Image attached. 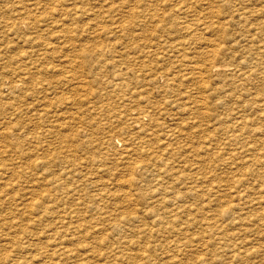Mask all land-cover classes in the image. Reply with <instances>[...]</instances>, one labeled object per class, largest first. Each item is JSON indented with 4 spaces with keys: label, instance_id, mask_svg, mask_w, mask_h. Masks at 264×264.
Wrapping results in <instances>:
<instances>
[{
    "label": "rangeland",
    "instance_id": "1",
    "mask_svg": "<svg viewBox=\"0 0 264 264\" xmlns=\"http://www.w3.org/2000/svg\"><path fill=\"white\" fill-rule=\"evenodd\" d=\"M0 133V264H264V0H0Z\"/></svg>",
    "mask_w": 264,
    "mask_h": 264
},
{
    "label": "bare ground",
    "instance_id": "2",
    "mask_svg": "<svg viewBox=\"0 0 264 264\" xmlns=\"http://www.w3.org/2000/svg\"><path fill=\"white\" fill-rule=\"evenodd\" d=\"M105 2L108 3V1H105ZM105 2H104V3H105ZM108 4H109V3H108ZM111 4H112V2L110 3V5H111ZM113 5H114V4H113ZM113 5H112V6H113ZM142 5H144V4H142ZM142 5H141V6H142ZM126 6H127V5H126ZM136 6H137V5H136ZM138 6H140V4H139ZM109 7H111V6H109ZM134 8H135V7H134ZM141 8H143V7H141ZM121 9H122V7H121ZM143 9H149V8H147V5H146V7L143 8ZM143 9H139V11L142 10V12H144ZM127 10H129V9L127 8ZM130 10H131V9H130ZM130 10H129V12H130ZM145 11H146V10H145ZM149 12L151 13V11H149ZM136 13H137V12H136ZM56 14H57V13H56ZM56 14H55V15H56ZM58 14H59V13H58ZM63 14H64V13H63ZM122 14H123V12H122ZM126 14H128L127 11H126ZM142 14H143V13H142ZM144 14H145V12H144ZM147 14H148V12H147ZM151 14H152V13H151ZM28 15H29V14H28ZM60 15H61V14H60ZM136 15H137V14H136ZM58 16H59V15H58ZM124 16L126 17L125 14H124ZM129 16H130V15H129ZM131 16H132V13H131ZM122 17H123V16H122ZM132 17H133V16H132ZM147 17H148V16H147ZM145 18H146V17H145ZM25 23H26V22H25ZM31 23H32V22H31ZM27 24H28V22H27ZM214 66H215V65H214ZM221 66H222V65H221ZM214 68H215V67H214ZM224 68H225V67H224ZM227 68H228V67H227ZM248 72H250V71H248ZM250 73H251V72H250ZM243 74H245V73L243 72ZM258 105H259V104H258ZM259 106H261V105H259ZM257 107H258V106H257ZM258 109H259V107H258ZM13 110H14V109H13ZM259 110H260V109H259ZM257 111H258V110H257ZM18 129H19V128H18ZM19 130H20V129H19ZM177 130H179V129H177ZM16 131H17V130H16ZM179 131H180V130H179ZM12 132H13V134H14L15 131H12ZM18 132H21V131H18ZM23 132H24V131H23ZM24 133H25V132H24ZM24 133H22V134H24ZM0 134H1V133H0ZM2 134H3V133H2ZM2 134H1V135H2ZM11 134H12V133H11ZM241 134H242V133H241ZM3 135H4V134H3ZM3 135H2V136H3ZM14 135H15V134H14ZM19 135H20V134H18V136H19ZM234 135H235V134L233 133V136H234ZM237 135H238V134H237ZM256 135H257V134H256ZM231 136H232V135H231ZM5 137H6V136H5ZM5 137H3V138H5ZM236 137H238V136H236ZM240 137H241V136H240ZM231 138H234V137H230V140H231ZM0 139H1V138H0ZM4 140H5V139H4ZM17 140H18V139H17ZM236 140H237V139H236ZM246 140H247V139H246ZM246 140H245V142H246ZM254 140H255V139H254ZM232 141H234V140H232ZM247 141H248V140H247ZM255 141H256V140H255ZM255 141H254V142H255ZM124 142L126 143L127 141L124 140ZM245 142H244V143H245ZM1 143H3V142H1ZM128 143H129V142H128ZM242 143H243V141H242ZM249 143H250V141H249ZM257 143H258V142H257ZM262 143H264V142H262ZM245 144H246V143H245ZM242 145H244V144H242ZM242 145H241V146H242ZM246 145H247V144H246ZM250 145H251V144H250ZM256 145H257V144L255 143V146H256ZM262 145H263V144H261V146H262ZM239 146H240V145H239ZM241 146H240L239 148H241ZM248 146H249V145H248ZM1 147H2V146H1ZM253 147H254V144H253V146H251L250 148L252 149ZM257 147H258V145L256 146V148H257ZM259 147H260V146H259ZM259 147H258V148H259ZM237 148H238V147H237ZM245 148L248 149L249 147L246 146ZM250 148H249V149H250ZM260 148H261V147H260ZM263 148H264V147H263ZM0 149H1V148H0ZM247 149L245 150V152L247 151ZM3 150H4V149H3ZM233 150H234V149H233ZM237 150H238V149H237ZM239 150H240V149H239ZM243 150H244V149H243ZM248 151L250 152V150H248ZM255 151H256V149H255ZM235 152H236V150H234V154L237 153V152H236V153H235ZM239 152H240V151H239ZM249 152H247V153H249ZM251 152H253V151H251ZM256 152H258V151H256ZM256 152H255V153H256ZM262 152H263V151H262ZM5 153H6V151H5ZM5 153H2V155L5 154ZM243 153H244V152H243ZM0 154H1V153H0ZM232 154H233V153H232ZM232 154H230L231 157H232ZM244 154H245V153H244ZM251 154H252V153H251ZM230 155H229V156H230ZM253 155H254V153H253ZM248 156H249V154H248ZM250 156H251V155H250ZM250 156H249V157H250ZM254 156H255V155H254ZM252 157H253V156H252ZM262 157H263V155H262ZM233 158H234V157H233ZM233 158H232V159H233ZM260 158H261V157H260ZM256 159H259V155H258V158L256 157ZM234 160H235V159H234ZM250 160H251V159H250ZM259 160H260V159H259ZM231 161H232V160H231ZM247 162H248V161H247ZM253 162H254V161H253ZM231 163H232V162H231ZM233 163H234V162H233ZM262 163H263V162H262ZM225 164H228V163H225ZM136 167H137V166H136ZM228 167H229V166H228ZM3 171H4V170H3ZM3 171L0 170V172H3ZM235 171H236V170L233 171V174L236 173ZM231 173H232V171H231ZM0 174H1V173H0ZM4 174H5V173H4ZM233 174H232V175H233ZM237 175H238V172H237ZM244 175H245V173H244ZM249 175H250V174H249ZM250 176H251V175H250ZM168 177H169V176H168ZM232 177H233V176H232ZM239 177H240V176H239ZM239 177H238V179H239ZM244 177H245V176H244ZM233 178H234V177H233ZM233 178H232V179H233ZM247 178H249L248 175H247ZM235 179L237 180V176H236ZM240 180H241V178H240ZM243 180H244V179H243ZM234 181H235V180H234ZM235 182H237V181H235ZM239 182H240V181H239ZM244 182H245V181H244ZM262 182H263V181H262ZM2 183L4 184V182H2ZM2 183H1V184H2ZM237 183H238V182H237ZM237 183H236V184H237ZM8 184H9V183H8ZM17 184H18V183H17ZM241 184L243 185V183H241ZM258 184H259V183H258ZM262 184H263V183H262ZM5 185H6V184H5ZM5 185H3V186H5ZM15 185H16V184H15ZM244 185H245V184H244ZM260 185H261V183H260ZM3 186H2V188H3ZM10 186H11V184H10ZM17 186H18V185H17ZM232 186H233V185H232ZM237 186H238V184L236 185V187H237ZM252 186H253V185H252ZM261 186H262V185H261ZM7 187H9V186H7ZM13 187H16V186H13ZM13 187H9L8 189H10V188L12 189ZM229 187H230V185H229ZM234 187H235V186H234ZM240 187H241V186H240ZM243 187H244V186H243ZM259 187H260V186H259ZM262 187H263V186H262ZM0 188H1V187H0ZM251 188H253V187H251ZM5 189H6V188H5ZM5 189H4V190H5ZM26 189H27V187H26ZM239 189H240V188H239ZM241 189H242V188H241ZM260 189H261V188H260ZM262 189H264V188H262ZM29 190H31V189H29ZM232 190H233V188H232ZM243 190H244V189H243ZM253 190H254V189H253ZM8 191H9V190H8ZM251 191H252V190H251ZM251 191H249V192H251ZM1 192H2V191H1ZM236 192H237V190H236ZM238 192H239V191H238ZM256 192L259 193V191H256ZM261 192H264V191L261 190ZM4 193H5V192H3L2 194H3V197L5 198ZM212 193H213V192H212ZM241 193H243V191L240 192V194H241ZM0 194H1V193H0ZM216 194H217V193H216ZM218 194H219V193H218ZM245 194H246V192H245ZM255 194H256V193H255ZM159 195H163V197H154L155 200H158L160 203H164V202H165V199H166V198L164 197V195H165L164 192H163V193H160ZM219 195H220V194H219ZM6 196H7V195H6ZM233 196H234V195H233ZM262 196H264V194H263ZM0 197L3 198L2 196H0ZM19 197H20V196H19ZM19 197H18V199H19ZM23 197H24V196H23ZM127 197H128V196H127ZM246 197H247V195L245 196V198H246ZM200 198H203V197H200ZM233 198H234V197H233ZM261 198H262V197H261ZM14 199H15V198H14ZM24 199H25V198H24ZM30 199H31V198H30ZM176 199H177V198H176ZM237 199H238V197H237ZM242 199H243V198H242ZM247 199H248V198H246V200H247ZM2 200H3V199H2ZM9 200H10V199H9ZM9 200H7V201H9ZM22 200H23V199H22ZM22 200H18V201L20 202V201H22ZM26 200H27V199H26ZM235 200H236V197H235ZM231 201H232V200H231ZM237 201H238V200H237ZM247 201H248V200H247ZM247 201H246V202H247ZM1 202H3V201H0V203H1ZM15 202H16V201H15ZM24 202H25V201H24ZM27 202H28V201H26V204H27ZM34 202H35V201H34ZM234 202H236V201H234ZM249 202H250V201H248V203H249ZM3 203H4V202H3ZM5 203H6V202H5ZM29 203H30V200H29ZM230 203H233V202H230ZM230 203H229V205H232V204H230ZM243 203H244V202H243ZM243 203H242L241 205H243ZM257 203H258V202H257ZM257 203H256V204H257ZM9 204H11L10 201H9ZM21 204H22V203H21ZM21 204H20V206H21ZM233 204H234V207H235L236 204H235V203H233ZM246 204H247V203H246ZM246 204H245V205H246ZM0 205H1V204H0ZM3 205H5V204H2V206H3ZM11 205H12V204H11ZM11 205H8V206L10 207ZM17 205H18V204H17ZM238 205H239V204H238ZM14 206H16V205L14 204ZM23 206H25V204H24ZM23 206H22V207H23ZM26 206H28V205H26ZM248 206H249V205H248ZM16 207H17V206H16ZM32 207H34V206H32ZM32 207H28V209H29V208L32 209ZM234 207H232V208L234 209ZM251 207H252V206H251ZM2 208H3V207H2ZM2 208H1V210H2ZM19 208H20V207H19ZM23 208H24V207H23ZM238 208H239V206H238ZM248 208H249V207H248ZM4 209H5V208H4ZM10 209H11V208H10ZM28 209H26V210H28ZM1 210H0V211H1ZM7 210H8V209H7ZM16 210H17V208H16ZM23 210H24V209H23ZM234 210H235V209H234ZM238 210H239V209H238ZM241 210H242V209H241ZM11 211H12V210H11ZM29 211H30V210H29ZM236 211H237V210H236ZM8 212H9V211H8ZM14 212H15V209H14ZM21 212H22V211H21ZM240 212H241V211H239V213H240ZM4 213H5V210H4V212H3V216H4ZM9 213H11V212H9ZM16 213H17V212H16ZM28 213H29V212H28ZM30 213H31V212H30ZM227 213H230V214H228V215H231L232 213L235 214V211H233V210L231 211V207L229 206V207H227L225 210L219 211L218 214H216V215L220 218V217H224L225 214H227ZM236 213L238 214V212H236ZM17 214L20 215L21 213H20V214L17 213ZM23 214H24V213H23ZM33 214H34V213H33ZM147 214H148V213H147ZM8 215H9V214H8ZM13 215H14V214H13ZM13 215H12V216H13ZM25 215H26V213H25ZM235 215H236V214H235ZM263 215H264V214H263ZM3 216H2V218H4V220H7V219H5V217H3ZM5 216H6V215H5ZM12 216H11V217H12ZM15 216H16V215H15ZM232 216H233V215H232ZM7 217H8V216H7ZM18 217H19V216H18ZM21 217H22V216H21ZM24 217H25V216H24ZM26 217H27V215H26ZM28 217H29V216H28ZM31 217H32V216H31ZM33 217H34V216H33ZM35 217H36V216H35ZM73 217H75V216H73ZM108 218H109V217H107V220H109ZM9 219H10V218H9ZM215 219H216V218H215ZM261 219H262V216H260L259 220H261ZM19 220H20V219H19ZM105 220H106V219H105ZM219 220H221V218H220ZM235 220H236V219H235ZM237 220H238V219H237ZM250 220H252V219H250ZM15 221L17 222L18 219L16 220V218H15L14 223H15ZM26 221H27V220H26ZM36 221H37V220H36ZM210 221H212V223L214 222V224H213L214 226L217 225V224H215V221H213V219L210 220ZM221 221H222V220H221ZM240 221H241V220H240ZM255 221H256V220H255ZM1 222H3V221H1ZM1 222H0V223H1ZM107 222H108V221H107ZM235 222H238V223H239V221H235ZM258 222H259V221H258ZM7 223H8V222H7ZM10 223L12 224V221H11ZM21 223H22V222H21ZM25 223H26V222H25ZM212 223H210V222H206V221H205V224H206L205 226H207L208 228H210V229H212V230H215V231L217 232V237H218V234H219V233H220V234L222 233V232L220 231V227H218V226L214 227V226H212ZM218 223H219V222H218ZM222 223H224V222H222ZM238 223H237V224H238ZM261 223H262V222H261ZM15 224H16V223H15ZM19 224H20V221H19ZM19 224H18V225H19ZM66 224H67V223H66ZM71 224H72V223H71ZM71 224H70V225H71ZM203 224H204V221H203ZM233 224H234V222H233ZM242 224H243V223H242ZM250 224H253V223H250ZM258 224H260V223H258ZM3 225H4V223H3ZM3 225H1V226L3 227ZM6 225H7V224H6ZM12 225H14V224H12ZM192 225H193V224H191V227H192ZM245 225H246V224H245ZM1 226H0V228H1ZM4 226H5V225H4ZM16 226H17V224H16ZM24 226H25V225H24ZM29 226H30V225H29ZM189 226H190V225H189ZM223 226H225V225L223 224ZM258 226L260 227V225H258ZM14 227H15V226H14ZM14 227H13V228H14ZM186 227H187V226H186ZM201 227H202V225H201ZM234 227H235V226H234ZM11 228H12V226H11ZM11 228H9V230H10ZM204 228H205V227H204ZM241 228H242V227H241ZM1 229H2V228H1ZM26 229H27V228H26ZM28 229H29V227H28ZM94 229H96V228H94ZM97 229H98V228H97ZM187 229H188V228H187ZM187 229H186V230H187ZM224 229H225V228H224ZM205 230H206V229H205ZM244 230H245V229H244ZM251 230H252V229H251ZM251 230H250V231H251ZM258 230H259V232H260V229H258ZM1 231H2V230H1ZM28 231H29V230H28ZM28 231H27V232H28ZM215 231H213V232L216 233ZM226 231H227V230H226ZM226 231H225V232L223 231V233H226ZM3 232H4V231H3ZM12 232H13V231H12ZM24 232H26V231H25V230L22 231V236H23V233H24ZM184 232H185V229H184ZM186 232H187V231H186ZM186 232H185V233H186ZM209 232H210V230H209ZM211 232H212V231H211ZM227 232H228V231H227ZM229 232H230V231H229ZM261 232H264V231H261ZM261 232H260V233H261ZM28 233H29V232H28ZM28 233H27V234H28ZM44 233H45V232H44ZM46 233H47V232H46ZM223 233H222V234H223ZM244 233H246V232L244 231ZM253 233H255V232H253ZM256 233H258V231H257ZM260 233H259V234H260ZM11 234H12V233H11ZM65 234H66V233H65ZM65 234H64V235H65ZM67 234H68V233H67ZM222 234H221V235H222ZM239 234H240V233H239ZM263 234H264V233H263ZM263 234H262V235H263ZM8 235H9V234H8ZM13 235H14V234H13ZM13 235H11V236H13ZM29 235H30V234H29ZM42 235H43V234H42ZM64 235H63V236H56V237H54V238H53V235H51L52 238H53V243H54V242H57V244H54V245H53L54 247L52 246L53 253L50 255V257H51L50 260H51L52 263H50V261H49L50 264H58V262H59V261H62L63 259H72V258H71L72 254L76 253V252L70 250L69 248L65 247L66 245L64 246L65 243H68L69 241L71 242V237H70V236H69L68 239L65 238L64 242H65V241H67V242H65L64 244H62L63 242H62L61 239H64V238H61V237H64ZM68 235H69V234H68ZM70 235H72V234H70ZM184 235H185V234H184ZM205 235H206V234H205ZM212 235H213V234H212ZM212 235H210L209 237H212V239H213V236H214V235H213V236H212ZM256 235H257V234H256ZM262 235H261V236H262ZM5 236H6V235H5ZM32 236H33V235H32ZM48 236H49V235H48ZM65 236H66V235H65ZM215 236H216V234H215ZM215 236H214V237H215ZM253 236H254V235H253ZM9 237H10V236H8L7 238H9ZM35 237L37 238V236H34V238H35ZM220 237H222V236L219 235V239H221ZM248 237H249V236H248ZM0 238H1V235H0ZM3 238H4V237H3ZM11 238H12V237H11ZM11 238L8 239V240H11ZM23 238H24L25 240H27V239L29 238V236H28L27 239L25 238V236H23ZM215 238H216V237H215ZM1 239H2V238H1ZM5 239H6V238H5ZM5 239H3V240H5ZM12 239H13V238H12ZM20 239H22V238H20ZM38 239L40 240L39 237L37 238V240H38ZM207 239H209V238L207 237ZM246 239H248V238H246ZM8 240H6V241L8 242ZM33 240H34V239H33ZM216 240H217V239H216ZM226 240H227V239H226ZM239 240H240V239H239ZM241 240H243V238H242ZM241 240H240V241H241ZM0 241H1V240H0ZM6 241H5V243H6ZM19 241H20V240H19ZM10 242H11V241H10ZM179 242H180V241H179ZM246 242H248V240H247ZM249 242H250V241H249ZM5 243H4V244H5ZM13 243H14V242H13ZM13 243H12V244H13ZM18 243H19V242H18ZM167 243H168V242H167ZM169 243H171V241H170ZM169 243H168V244H169ZM172 243H173V242H172ZM174 243H175V242H174ZM180 243H181V242H180ZM243 243H244V242H243ZM0 244H1V243H0ZM6 244H7V243H6ZM61 244H62L63 246H61ZM103 244H104V243H103ZM189 244L191 245V243H189ZM241 244H242V242H241ZM247 244H249V243H247ZM28 245H29V244H28ZM51 245H52V244H51ZM51 245H50V246H51ZM67 245H69V243H68ZM105 245H106V244H105ZM175 245H176V244H175ZM185 245H186V244H185ZM190 245H189V246H190ZM238 245H239V244H238ZM238 245H237V246H238ZM243 245H244V244H243ZM245 245H246V244H245ZM6 246H7V245H6ZM11 246H12V245L10 244V247H11ZM13 246H14V245H13ZM26 246H27V244H26ZM26 246H23L22 248H28V247H26ZM171 246H172V244H171ZM176 246H177V245H176ZM191 246H192V245H191ZM119 247H120V245H119ZM155 247H156V246H155ZM159 247H160V246H159ZM166 247H168V246H166ZM173 247H174V246H173ZM184 247H186V246L183 245V248H184ZM187 247H188V246H187ZM187 247H186L187 251L190 252V250H189ZM239 247H240V246H239ZM242 247H243V246H242ZM242 247H241V248H242ZM245 247H247V246H245ZM262 247H263V245H262ZM5 248H6V247H5ZM11 248H12V247H11ZM31 248H32V247H31ZM116 248H118V247H116ZM157 248H158V247H157ZM162 248H164V247H162ZM168 248H170V246H169ZM171 248H172V247H171ZM189 248H190V247H189ZM235 248H236V247H235V244H229V245L227 246V249H229L230 251H233ZM237 248H238V247H237ZM241 248H240V249H241ZM263 248H264V247H263ZM28 249H29V248H28ZM113 249H114V248H113ZM166 249H167V248H166ZM190 249H191V248H190ZM246 249H247V248H245L244 251H245ZM0 250H1V247H0ZM161 250H162V249H161ZM161 250H160V251H161ZM171 250H172V249H171ZM176 250H177V252H181V251H182V248H181V247H180V248L177 247ZM236 250H237V249H236ZM238 250H239V248H238ZM252 250H253V249H252ZM259 250H261V249L259 248ZM259 250H258V251H259ZM3 251H4V249H3ZM33 251L35 252L34 249H33ZM88 251H89V250H88ZM165 251H166V250H165ZM167 251H168V250H167ZM225 251H226V249H225ZM246 251H247V250H246ZM82 252H84V251L82 250ZM157 252H158V251H157ZM162 252H163V251H162ZM170 252H171V251H169V253H170ZM172 252L174 253L175 250L172 251ZM183 252H184V251H183ZM222 252H224V250H222ZM241 252H242V251H241ZM256 252H257V251H256ZM256 252H255V254H256ZM259 252H260V251H259ZM0 253H2V252H0ZM5 253H6V252H5ZM11 253H12V251H11ZM30 253H31V252H30ZM79 253H80V252H79ZM173 253H172V254H173ZM185 253H186V252H185ZM185 253H184V254H185ZM224 253H225V252H224ZM226 253H228V251H226ZM226 253H225V254H226ZM232 253H233V252H232ZM232 253H231V254H232ZM246 253H247V252H246ZM8 254H9V253H8ZM83 254H84V253H83ZM115 254H116V253H115ZM163 254H164V253H163ZM184 254H183V256H184ZM225 254H224V255H225ZM233 254H235V253H233ZM236 254H237V252H236ZM236 254H235V255H236ZM240 254H241V253H240ZM240 254H239V255H240ZM243 254H244V253H243ZM2 255H4V254H2ZM10 255H11V254H10ZM27 255H28V254H27ZM80 255H82V254L80 253ZM110 255H111V254H110ZM167 255H169V254H167ZM170 255H171V253H170ZM177 255H178V253L176 254V256H177ZM179 255H180V254H179ZM179 255H178V257H174V256H175V255H174L172 259L176 260L177 262H182V259H181L182 256L179 258ZM189 255H190V254H189ZM229 255H230V254H229ZM250 255H251V254H250ZM259 255H260V254H258V257H259ZM262 255H264V253H263ZM5 256H6V255H5ZM7 256H8V255H7ZM11 256H12V255H11ZM11 256H10V257H11ZM29 256H30V255H29ZM83 256H84V255H83ZM86 256H87V254H85V257H86ZM90 256H92V255H90ZM97 256H98V255H97ZM102 256H103V255H102ZM102 256H101V257H102ZM112 256H113V255H112ZM116 256H117V255H116ZM119 256H120V255H119ZM185 256H186V254H185ZM231 256H232V255H231ZM260 256H261V255H260ZM1 257H2V256H1ZM26 257H27V256H26ZM73 257H75V256H73ZM99 257H100V256H99ZM120 257H121V256H120ZM161 257H163V256H161ZM225 257H226V255H225ZM233 257H236V256H232L231 258L233 259ZM246 257H247V254H246ZM246 257H245V258H246ZM15 258H16V257H15ZM45 258H46V256H45ZM48 258H49V257H48ZM89 258H90V257H89ZM92 258H93V259H96V258H94V256H92ZM103 258H104V256H103ZM107 258H110V257H107ZM118 258H119V257H118ZM121 258H122V257H121ZM156 258H157V257H156ZM220 258H221V257H220ZM229 258H230V257H229ZM240 258H241V257H240ZM12 259H13V257H12ZM24 259H25V258H24ZM24 259H23V260H24ZM29 259H30V258H29ZM34 259H35V258H34ZM37 259H38V258H37ZM99 259H100V258H99ZM116 259H117V258H115L114 261H115ZM170 259H171V258H170ZM180 259H181V261H180ZM226 259H227V258H226ZM226 259H225V261H226ZM232 259H231V260H232ZM238 259H239V256H238ZM238 259H237V260H238ZM251 259H252V258H251ZM251 259H250V260H251ZM253 259H254V257H253ZM256 259H257V258H256ZM6 260H7V259H5L4 261H6ZM13 260H14V259H13ZM13 260H12V261H13ZM31 260L33 261V259H31ZM48 260H49V259H48ZM85 260H86V259H85ZM91 260H92V259H91ZM102 260H103V259H102ZM118 260H119V259H118ZM121 260H122V259H121ZM223 260H224V259H223ZM247 260H248V259H247ZM254 260H255V259H254ZM12 261H11V262H12ZM29 261H30V260H29ZM63 261H64V260H63ZM218 261H219V260H218ZM228 261H229V260H228ZM255 261H256V260H255ZM262 261H263V260H262ZM11 262H10V263H11ZM14 262H15V261H14ZM14 262H13V263H14ZM30 262H31V261H30ZM34 262H35V261H34ZM36 262H37V261H36ZM54 262H55V263H54ZM64 262H65V261H64ZM119 262H120V260H119ZM172 262H173V260H172ZM219 262H220V261H219ZM219 262H218V263H219ZM231 262H232V261H231ZM233 262H234V261H233ZM4 263H5V262H4ZM4 263H3V264H4ZM6 263H8V261H7ZM6 263H5V264H6ZM19 263H21V262H19ZM19 263H18V264H19ZM114 263H115V262H114ZM234 263H235V262H234ZM252 263H255V262L252 261ZM33 264H34V263H33ZM78 264H85V263H80V262H79ZM116 264H117V263H116ZM232 264H233V263H232ZM260 264H261V263H260ZM262 264H263V262H262Z\"/></svg>",
    "mask_w": 264,
    "mask_h": 264
}]
</instances>
